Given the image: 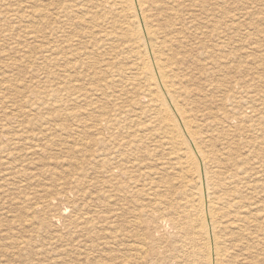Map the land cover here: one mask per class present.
Returning a JSON list of instances; mask_svg holds the SVG:
<instances>
[{
    "label": "bare ground",
    "instance_id": "1",
    "mask_svg": "<svg viewBox=\"0 0 264 264\" xmlns=\"http://www.w3.org/2000/svg\"><path fill=\"white\" fill-rule=\"evenodd\" d=\"M50 1L46 6L41 3L45 9L37 13V19L48 17L55 20L60 28L69 30L68 32L59 30L52 32L56 43L53 58L56 68L61 65L59 63L61 60L66 59L68 48L65 49V47H70L75 41L78 44L89 43L90 47L92 46V51L81 53L77 51L75 54L80 56L79 59L84 58L82 63L77 65L78 71L87 69L88 64H91L94 58L93 55H97L96 52L99 51V55L102 56L101 45L106 41L124 42L127 45L123 49L132 54V71L134 72H132V88H135L137 84L139 86V89L132 90L136 96V99L132 100V131L127 127L128 124H124L125 121H121L119 118L83 119V115L88 116L89 113L69 114L67 117L65 115L56 116L49 120H43L39 124L29 121L32 128L42 131L41 135H25V130L29 129L19 122L13 125V121L5 119L6 123L1 125L0 144L6 143L4 147H0L1 154L10 150V142L13 140L8 135L12 134V131L9 130L12 126L13 128L19 127L23 131L22 135L15 138L25 142L26 146H31L30 148L27 146L23 150L33 152L32 149H34L35 155H39L46 142L58 137L59 142L62 143V149L68 151L66 156L68 160L63 161L66 164L63 170L66 173L71 170L74 172L71 174L73 181L65 189L69 202L67 210L70 207L73 215L65 219L64 225L61 227L66 231L56 229L54 242H64L76 236L79 240L69 244L72 253L73 251L75 254L85 253L87 260L92 261L104 256L102 259L107 263L111 262V264L116 262L117 264L118 262L131 264V259L127 258L128 256L125 254L118 256L113 254L114 251H111L112 257L109 255L110 252L108 255H100L99 250L114 247L119 240H125L127 243L132 240L130 243V245L132 244V264H264V235H262L264 227H260L262 224L260 221L263 218L257 214V209L248 211L252 205L249 208H246L247 205H243L248 200V197L244 196L246 191L242 190L245 188L240 181V176L244 175V172L241 173L243 169L230 174L220 170L228 163L224 164L223 158H218L220 155L216 152L215 145L218 143L216 141L220 139L214 133L216 129H213H221L223 135H231L232 139L233 136L235 138L238 135L239 140H242L241 144L247 145L246 147L257 142L264 145V71L258 72L263 57L259 55V59H254L251 64V66H256L258 71H254L255 69L250 71L244 66L227 67L230 63L225 64L226 70H229L224 75L225 79L232 69L236 71L238 78H241L232 79V81L229 79L226 87L219 81L216 84H209L208 82H212L213 78L210 75L215 76L213 70L217 69L216 67L220 65L219 62L231 60L227 56L229 53L223 54L228 42L227 39H224L225 33L228 31V23L225 22L227 25L223 32L219 33L218 28L215 30L216 33L218 31L216 34L218 40L222 39L223 43L209 49L211 51L208 52L209 55L221 51L217 54L220 59L213 60L209 56L201 58L199 50H206L207 46L205 47L204 43L199 47L197 42L193 44L191 38L193 34L190 32L192 28L188 26L192 22H186L190 19L189 16H193L190 14L191 11L185 12L188 10L187 7H192V11H195L196 8L202 10L208 7L205 21L209 24L216 23L215 11L219 10L221 1L211 0L214 1L211 8H209L210 4L203 6L201 2L196 1H192L188 6L187 2L185 3L186 0H62L63 5H59L60 8L58 6L51 7ZM224 4L226 5V2ZM45 10L50 12H45ZM255 11L257 12V10ZM182 12L187 13L188 18H185ZM214 27L216 28V26ZM71 30H79V36H73ZM229 30L230 32L236 30V34L240 31L243 32L238 27V22L237 25H229ZM257 31L261 32V30ZM232 33L234 35V32ZM227 34L229 35V33ZM74 37L78 39L74 40ZM86 39L93 40V43L85 41ZM257 40H252L251 46L248 44L250 49L255 51L260 49L262 43L260 44ZM210 44L212 45L211 42ZM112 47L114 46L112 45ZM234 47L236 48V46ZM84 49L88 50L89 48L85 47ZM113 53L115 54L114 50ZM195 61L200 63L203 61L207 66L204 67L203 62L198 64ZM199 66L200 69L197 68ZM194 70H199L200 76H196ZM91 73L93 74L91 80L97 82L99 79L97 74L95 71ZM55 75L59 76L57 73ZM70 75L71 73H66L65 77L63 76V81L73 85L74 82ZM237 75L234 77L236 78ZM225 79L223 78V80ZM112 82L115 81L112 79ZM50 83L52 85L45 86V89H51L47 96L53 102L71 101L72 96L59 97L62 87L58 80H53ZM210 90H218L223 93L222 100L218 102L219 107H214L217 110L209 108L204 102L208 100L207 94L202 98L197 97L198 93H207ZM90 93L96 95L97 92L91 90ZM82 97L83 95L78 96L76 101L80 102ZM201 108L204 109L201 111L203 114L200 115ZM138 110L142 115H145V122L139 123L141 118L137 116L139 115ZM94 112H99V108L96 107ZM230 115L236 117L233 118ZM149 117L152 120L151 125H155L157 130L148 137L139 134V132L148 123ZM217 125L221 127H216ZM219 131L217 130V132ZM155 135L159 138L157 140L160 144L158 147L162 148L166 145L171 150V159L177 168L175 181H180L181 192L178 188L181 186H170L169 181L164 182L165 179H169L167 175H163L161 179L163 184H160L168 191L173 188L170 195H158V188L161 186L158 183L156 185L154 181L150 183L147 181L148 185L138 188V182L140 183L142 176L148 177L152 172L155 179L158 170L165 171L164 169L167 168L164 164L140 174V162L143 155L147 154L146 152L153 154L149 149L150 146L147 147L146 143L150 137ZM84 137H87L89 142H86ZM233 143L240 142L237 143L234 140ZM230 146L231 144L229 148ZM229 148L228 150L231 151L234 147ZM251 153L259 156L254 149ZM87 154H90L95 165L91 162L85 164L83 158ZM151 156L154 159L155 155ZM260 157L262 156L260 155ZM78 158L82 159L80 163L75 161ZM57 163L60 164V162ZM31 166L42 165L36 161L26 163L14 154H10L7 161L1 159L0 187L3 183L4 185L1 187L0 195H2V200L7 199L11 192L15 191L13 195L18 194V196L11 198V203L24 206L31 203V208L27 210H32L33 214L52 213L53 208L56 211L60 210L59 216L52 215L53 221L42 220L41 225L47 228L51 222H55V218H61L62 211L55 208V201L47 199L48 191L46 189L31 188L35 181L37 182L36 174L30 171ZM86 167H90L92 171L86 172ZM171 171L173 172V170ZM136 172L140 175L135 174ZM89 174L93 175L95 179L92 184L86 181ZM89 185L94 189L102 187L104 190L98 188L97 191L93 190L96 191L95 193L90 194L87 193V190L85 191ZM260 185L264 187V181ZM9 187L12 188L10 192ZM256 188L258 187L256 186ZM142 196L150 197V205H142L132 210L129 208L121 210L116 207L120 201L133 204L138 197L142 198ZM118 211H125V214H119ZM130 214H132L130 221L127 219L124 224H116L121 215L129 216ZM227 218H230V221L226 220ZM247 224L256 229L249 232ZM128 228L132 229V233L124 234ZM138 229H143L144 233L139 234L136 232ZM235 236H238L240 240L233 241L232 238ZM241 241L242 245H240ZM20 244L28 247L33 243L31 240L28 242L22 240ZM238 249L239 253H237ZM104 250L103 252H105ZM130 251L128 252L130 253ZM97 253L100 256L97 255V258H94ZM61 255L63 256V254ZM102 259L97 260L98 264L104 263Z\"/></svg>",
    "mask_w": 264,
    "mask_h": 264
},
{
    "label": "rangeland",
    "instance_id": "2",
    "mask_svg": "<svg viewBox=\"0 0 264 264\" xmlns=\"http://www.w3.org/2000/svg\"><path fill=\"white\" fill-rule=\"evenodd\" d=\"M192 1L201 2L203 6L204 5L207 6L210 4L209 8H211L212 2L214 3V1L211 0L210 1L186 0L185 3L187 2L186 4L189 6L191 5ZM220 1H221L220 2L221 4L219 6L220 8H218L219 10L215 11L217 17L216 23L209 24L208 22L205 21V13L208 7L207 9L203 8L202 10L196 8L195 11H192V7L191 8L187 7L188 10L185 12L191 11L190 14L193 15V16H189L190 18L189 20H186V22L187 21H189V23L192 22L191 25L188 24V26L192 28L190 29V32L193 34V36L191 37L193 39V44L197 42L198 47L202 43L205 44V47L207 46L206 50H199L202 59L208 56L211 57V59L213 60L220 59V56L217 54H219L221 51H216L215 54L210 53V55L208 52H211L209 51V49H211L212 47L215 48V46L220 45L219 43L221 42L223 43V41H221L222 39L220 41L218 40L219 38L217 37L216 34L218 33L219 30H220L219 33L223 32L226 29V25H227L226 23H228L227 33H229V35L225 33V37H224V39H227L228 41L226 45L227 47L225 48L227 51L224 49L223 54L226 55V53H229L227 54V56H229L231 60L229 59V62H227L228 60H223L219 62L220 65L216 67L217 68L216 70H213L215 76L213 74L210 75L213 77L211 79L212 82H208L209 84L210 83L216 84L219 81L221 84H224L223 85L224 87H226L228 85L227 81H229V79H231L232 81V79L235 80L241 78V77L238 78L239 76L236 74V71L232 69V71L228 74V77L225 79L224 75L229 72V70H226L227 67L233 66V68H237L244 66L248 68V70L250 71L254 69H255L254 71H258L256 66L253 65L251 66V64L254 61V59L258 60L259 55H262L260 57H263V60L260 63V70L258 72L262 73L264 71V52H263L264 51V42H263L264 41V21H263L264 0L263 1L262 0H244V1L220 0ZM223 2L224 3L226 2V5ZM41 3H44L45 6L49 5V0H42V1L41 0H0V127L2 124L6 123L5 122L6 119L8 121H13V125H16V123L19 122V124H22L24 127L29 129V130H25L26 132L25 135H31V136L41 135L42 131L37 128H32L29 124V121H33L34 124H39L43 120H49L56 116L65 115L67 117V115L69 114L78 115L82 113H89L90 115L88 116L83 115V119L97 120L99 118H108V117L119 118L121 121H125L124 124H128L127 127L129 128L130 131H132V116H133L132 100L136 99V96L132 93V90L135 88L139 89V86L137 84L135 88H132V72H133L132 57H131L132 54L127 50L123 49V47H125L127 44L118 41L114 43L106 41L101 45L100 52H102V56L99 55V51L98 52L95 51L96 53L95 52L94 53L97 55H93L94 58L91 61V64H88L87 69L85 71H78L77 65L82 63L84 58L79 59L80 56L75 54L77 53V51L79 53L92 51L91 48L92 46L90 47L89 43H87L88 45L86 43L78 44L75 41L73 42L74 44L72 43L70 47H65V49L68 48L65 57L66 59L61 60L62 62L61 61L59 62L61 65H58L56 68L53 62L56 43L54 39L55 37L52 34V32L55 30L68 32L69 30L60 28V25L55 20L50 19L48 17L43 19H37V13L45 9V7ZM50 4L51 7L58 6V8H60L59 5H63V2L62 0H51ZM230 4L231 6L229 7ZM250 8H252L251 11H249ZM255 10H257L258 13ZM241 11H245V12H241ZM45 12L49 13L50 11L45 10ZM182 13H183L182 15H185V18H188L186 16L187 13L185 14L184 12ZM229 13H232L233 15L232 14L230 15ZM237 17L238 20L236 19ZM230 19L231 20L235 19L236 21L235 20L231 21ZM237 22H238V27H240V29L243 30V32L242 31L239 32L240 34L242 33L241 34L242 36L239 33L236 34L235 33L236 30L233 31L231 30V32L229 30V25L232 24L237 25ZM213 25L216 26V28ZM216 29L218 30L217 33L215 31ZM79 30H71L73 36L75 37L79 36ZM257 30H261V32L260 31L258 32ZM198 32L199 34H197ZM232 32H234V35H232L233 34ZM75 37L74 40H77L78 38ZM211 37L213 38L211 39ZM252 40L254 41L257 40L258 42H260V44L262 43L259 50L255 51L254 49H250L249 46H251L250 43L252 42ZM85 41L87 42L90 41L91 43H93V40L91 39L89 40L86 39ZM215 41L216 43H214ZM210 42L212 43V45L210 44ZM75 44L76 46H74ZM112 45L114 47H112ZM234 46H236V48ZM85 47H88L89 49L88 50L84 49ZM113 50L115 51V54L113 53ZM247 50H250L251 52ZM196 55L199 56V54ZM249 60L252 61L250 62ZM195 62L201 64L203 61L201 63L198 61ZM225 64L226 65L229 64V65L226 67ZM240 64H242V66H240ZM202 65L203 66L205 65L204 67L207 66L206 63L204 62L202 63ZM197 68L200 69V66ZM94 71L99 78L97 82H93L91 80V76L93 75L91 72ZM194 71H195L194 73H196V76H200L201 72L199 70H194ZM56 73L59 76H56L55 75ZM66 73L68 74L71 73L70 77L71 80L74 82L73 85H69L63 81V76L66 75ZM235 75H237L236 78L234 77ZM223 78L225 80H223ZM112 79L115 81L114 83L112 82ZM53 80H58L59 84H61L62 91L59 93V97L66 98L67 96H72L71 101L59 100L53 102L52 99L47 96V94H50L51 89L50 88L45 89V86L52 85L50 82H52ZM91 90H95L97 92L96 95L91 94L90 93ZM205 94H207L206 97H208V100L204 102H206L209 108L217 110L216 108L219 107L218 102L219 100L220 101L222 100L223 93H220L218 90H210L207 93L206 92L198 93L197 97L202 98V96H204ZM80 95H83V97L81 98V101L78 102L76 100L78 99L77 97ZM52 104H54V106H52ZM96 107L99 108V112H94ZM203 109L204 108H201L200 115L203 114V112H201ZM138 114L139 115L137 116L141 118L140 121L138 120L139 123L145 122L146 120L145 115H142L140 110H138ZM232 117L235 118L236 116H232ZM151 122L152 120L149 117L148 123L145 124L144 128L142 129V131L139 132V134L149 137L151 134L155 133L157 127L155 125H151ZM216 127L220 128L221 126L217 125ZM213 129H216V132L214 133L218 135L219 137L218 139H220L216 141L218 143H216L215 145V149L217 150L216 152L218 153V155H220L218 156V158H223L222 162L224 164L228 163V165H224V167L220 170L230 174L236 172V170L240 171L243 169L241 173L244 172L243 173L244 175L240 176V181H242L243 187L245 188L242 190L246 191L244 196L248 197V200L245 201V203L248 204L244 203L243 205L244 206L247 205L246 208H249L252 205L248 209V211H251L250 209L252 210L257 209L258 211L257 214H259L260 217L263 218V220L260 221L262 222L260 227L263 228L264 227V201H263L264 187H262V185L260 184L262 181H264V169H263L264 166H262L264 165V150H262L264 148V145L261 144L260 142H257L255 144H251L250 147H246L247 145L241 144L242 140H239V137H237L238 135H236L235 138L233 136L232 139L231 135H223L221 129H217V128H213ZM9 130L12 131V134L10 133L8 136L12 137L13 141L10 142L11 146L8 152H4L2 154L0 152V161L1 159L7 161L10 158V154H14L16 156H19L21 161H26V163H32L34 161L40 162L42 166L30 167V171H33V173L36 174L37 176L36 177L37 182L35 181L34 185L31 188L46 189L48 191L46 193L47 199H50L49 201H55L56 202L55 208L61 209L63 215L61 214V218H55L56 219V220L54 219L55 222H51L49 227L44 228L41 225L42 220L45 219L47 221L48 220L53 221L52 220L53 216H59L58 213L60 210L56 211L53 208L52 213L33 214L32 210H27L31 208L32 206L31 203L25 206L18 204L13 205L11 203L10 199L18 196V194H14L15 196L13 195V192L15 191H12L10 197H7V199L5 198L2 200L1 198L2 195H0L1 198L0 199V264H78V263L98 264V261H100L104 256L102 258H97V255L99 253L100 255L101 254L108 255V253L110 252L109 255L111 256L112 255L111 251H114L113 254L118 256L125 254L126 256H128L127 258L131 259L130 263L132 264V247H131L132 244L130 245V243H132V240L131 242L128 243L125 240L124 241L119 240V242H117L114 245V247L112 246L111 248L107 247V249L103 248L102 250H99V253H97L94 257L97 259H95L94 261L89 259L87 260L85 253L79 254L78 252V254H75L74 253L75 251H73V253L71 252L69 244L71 245L73 241H75L76 243V241L79 240V238L76 236L73 239L69 238V240H66L64 242H58V243L54 242L53 239L55 238L56 229L63 230V228L61 227H63L65 219L73 215L70 207L67 210V205H69V202L66 197L65 189L68 188L69 184L73 181V179L71 178L72 176L71 174L74 172L71 170L66 173L63 170L66 165L65 162L63 161L66 159L68 160V158L66 157L68 151L62 149L61 146L62 143H60L59 138L56 137L53 138L50 142H46L44 144V147L42 148V152L39 155H35L34 149H32L33 152L30 150H23L28 145L26 146L25 142L15 138L23 134L22 129H20L19 127L13 128L12 126V128H10ZM217 130L220 131L217 132ZM84 138L86 142H89L87 137ZM157 138L158 137L156 135L152 136L146 143L147 147L148 146L151 147V148L149 147V149L153 154H148V152H146L147 154L143 155L141 159L142 160L141 162L143 163L140 162V166H141L140 174L142 175L145 171L148 170L150 171L152 170L153 167H159L164 164H165L164 166L167 168L164 169L165 171L158 170V172L155 174L156 175L155 179L152 176V172L150 173V175H148V177L142 176L140 179V183L138 182V188H142L143 185L146 184L148 185V182L150 183L152 181H154L156 185L157 183L163 184V181H161V179L163 175L164 176L167 175L169 179H165L164 182L169 181L170 186L172 185L176 187L181 186L178 187L181 192L182 185H180L181 184L180 181H175V178H177L176 177L177 168L176 165L174 164V161L171 159L172 158L171 150L169 146L166 145H164V147L162 148L158 147L160 144L159 141H157L159 140V138L158 139ZM234 140L237 141V143L239 141L240 142L238 143L239 145L234 144L233 143ZM5 144L3 145L0 144V147H4ZM230 144L231 146L229 148ZM30 147L31 146H28V148ZM232 147H234L235 149L233 148L234 150L232 149L231 151H229L228 148L231 149ZM253 149L259 154V156L261 155L262 157L259 158L257 154L251 153ZM151 155H155L154 159ZM83 159H85V164L86 162L88 163L91 162L92 164L95 165V162H93V159L90 156V154H87L86 157ZM75 161L77 163H80L82 159L78 158L75 159ZM57 162H60V164ZM142 167H144L145 170H143L144 168ZM171 170H173V172ZM91 171L92 170L90 169V167H86V172H91ZM135 174L140 175L138 172H136ZM86 178L85 179L89 184H92V182H94L95 180L94 176L91 174L87 175ZM253 180H258V181H253ZM162 184H160L161 187L158 188V195L172 194L171 192L173 188L172 190L170 189L171 191H168L165 187L162 186ZM3 185L4 183L2 184V186ZM256 186L258 188H256ZM90 188H93V186L89 185V187L85 189V191L87 190V193L90 194H92L93 192L95 193L98 188L100 190H104V188L102 187L101 188L98 187L95 189L94 188L90 189ZM9 189L10 192L12 188L9 187ZM149 198L150 197H146V196H142V198L138 197V199H136L135 203L133 204L132 203L127 204L126 201L125 202L120 201L116 207L121 210L123 208L125 209L129 208L130 210L137 209L142 205H146V206L150 205L151 202ZM251 199L253 200L254 203L252 202ZM125 211L122 212L118 211V212L119 214L122 213L125 214ZM125 216L121 215L118 218V223L116 224L117 225L124 224V221H127V219L128 221H130L132 214H130L129 216L127 215ZM226 220L230 221V218H227ZM247 226H249L248 228L249 232L256 229L248 224ZM41 227L43 228V230ZM126 232L132 233V229L128 228L124 234H126ZM136 232H138L139 234H143L144 230L138 229L136 230ZM262 235H264V230H262ZM22 240H25L26 242L31 240L34 245L31 244L28 247L21 244L19 245V243H22ZM232 240L236 242L240 239L238 236H235V238H232ZM240 245H242V241L240 242ZM103 250L105 252H103ZM128 251H130V253ZM237 251H238L237 253H239V249ZM234 253L236 252L234 251ZM61 254H63V256ZM56 257H58V259H56ZM102 261L104 262L103 264H111V262L107 263L103 259ZM114 264H117V262ZM118 264H124V263L118 262Z\"/></svg>",
    "mask_w": 264,
    "mask_h": 264
}]
</instances>
